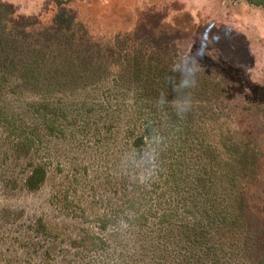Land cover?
Listing matches in <instances>:
<instances>
[{
    "label": "trees",
    "instance_id": "16d2710c",
    "mask_svg": "<svg viewBox=\"0 0 264 264\" xmlns=\"http://www.w3.org/2000/svg\"><path fill=\"white\" fill-rule=\"evenodd\" d=\"M22 49L0 39V127L28 160L25 186L39 189L55 163L108 208L93 214L98 230L81 228L78 264H264L247 237L256 145L218 103L183 105L163 76L130 87L98 64L77 72ZM81 152L87 163L70 158Z\"/></svg>",
    "mask_w": 264,
    "mask_h": 264
},
{
    "label": "rangeland",
    "instance_id": "374dc122",
    "mask_svg": "<svg viewBox=\"0 0 264 264\" xmlns=\"http://www.w3.org/2000/svg\"><path fill=\"white\" fill-rule=\"evenodd\" d=\"M1 38L18 54L23 47L46 49L77 72L98 64L96 75L127 77L130 87L139 77L163 76L183 105L218 103L228 124L239 125L256 145L247 237L250 254L264 263V6L247 0H0ZM78 154L83 159L70 158L89 161ZM21 155L0 127V264H78L72 253L81 228L98 230L93 214L107 206L55 163L39 189L27 188L28 160Z\"/></svg>",
    "mask_w": 264,
    "mask_h": 264
}]
</instances>
